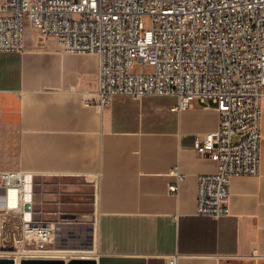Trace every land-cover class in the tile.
I'll list each match as a JSON object with an SVG mask.
<instances>
[{"label": "crops", "instance_id": "0c3cea01", "mask_svg": "<svg viewBox=\"0 0 264 264\" xmlns=\"http://www.w3.org/2000/svg\"><path fill=\"white\" fill-rule=\"evenodd\" d=\"M98 71L95 55L64 52L30 29L22 54H0V173L32 177V220L73 232L59 221L97 215V264H264V109L261 172L232 179L229 215L214 220L197 215V178L217 164L193 140L218 129V112L199 100L173 111L172 97L120 95L101 106ZM176 167L184 178L173 196ZM3 196L0 252L31 259L17 251L29 244L24 213Z\"/></svg>", "mask_w": 264, "mask_h": 264}, {"label": "built area", "instance_id": "2783aa9c", "mask_svg": "<svg viewBox=\"0 0 264 264\" xmlns=\"http://www.w3.org/2000/svg\"><path fill=\"white\" fill-rule=\"evenodd\" d=\"M145 15L152 17L149 31ZM29 28L55 38L64 52L98 58L101 106L125 95L177 98V112L195 100L214 108L218 129L193 140V150L217 164L215 173L197 178V215H229L232 179L261 172L264 0H0L1 55L22 54ZM138 64L152 71L135 72ZM27 176L0 173L2 199L17 188L24 216ZM170 176L176 181L168 193L178 196L184 176L178 167ZM71 234L24 218L21 239L34 246L23 253L54 259Z\"/></svg>", "mask_w": 264, "mask_h": 264}, {"label": "rangeland", "instance_id": "374dc122", "mask_svg": "<svg viewBox=\"0 0 264 264\" xmlns=\"http://www.w3.org/2000/svg\"><path fill=\"white\" fill-rule=\"evenodd\" d=\"M143 22H144V28L146 31H149L152 29V17L151 16L145 15L143 17ZM30 30H32V29H30ZM32 31H34V30H32ZM134 71L135 72L148 73V72L152 71V69L148 66H142V65L138 64ZM35 217H36V215H35ZM96 217H97V215H87V216L75 217V220H72V219L60 220L59 223L71 224L70 227L73 228L72 231H73V234L75 236L80 235V237L78 236V240L76 238H73L74 239L73 241L71 240V241H68V243L64 244V249H88V248H90L92 245V243H91L92 242V234H93V228H94V225L96 222ZM3 218H4V222L6 224H9V225H12V224L15 225V223L17 221L19 222V218L17 216H14V215H5V216H3ZM76 228H83V229H76ZM32 246H34V244L29 243L28 248H30ZM18 250L23 252V249L19 246L17 247V251ZM9 252H11V251H1L0 257L13 258L15 255L13 256V255L9 254ZM64 253L66 254V256H70V254H68L67 252H64ZM75 257L76 256H71V257L65 258V260L69 261L71 259H74ZM82 258H87V257H82ZM59 259H61V258H59ZM21 260H22V258H21Z\"/></svg>", "mask_w": 264, "mask_h": 264}, {"label": "bare ground", "instance_id": "6f19581e", "mask_svg": "<svg viewBox=\"0 0 264 264\" xmlns=\"http://www.w3.org/2000/svg\"><path fill=\"white\" fill-rule=\"evenodd\" d=\"M27 184V187L23 186V194H24V199L26 201V205L28 206L29 203L32 205V201L30 202L28 200V196L29 194H31L32 196V192H29L28 190V182L26 181L25 185ZM7 197H8V205H9V209H18L20 208V202H19V190L17 188H10ZM27 206H26V210H27ZM31 215H32V211H31ZM83 229V228H81ZM64 252H67L68 254H70V256H76L75 258H81V259H86V258H82V257H87V258H92L95 255V250L93 248H88V249H62L59 248L56 251L55 257L54 259H63L65 260L66 254ZM19 256V255H17ZM66 256V257H65ZM21 258V257H20ZM20 258H16V264H20ZM14 259V258H13ZM15 260V259H14Z\"/></svg>", "mask_w": 264, "mask_h": 264}, {"label": "water", "instance_id": "95a60500", "mask_svg": "<svg viewBox=\"0 0 264 264\" xmlns=\"http://www.w3.org/2000/svg\"><path fill=\"white\" fill-rule=\"evenodd\" d=\"M26 181L28 182V190L29 192H32V177L27 176ZM28 200L32 201V196L29 194ZM27 206V205H26ZM25 206V220L30 222L32 221V205L29 203L26 210ZM0 264H16V261L13 258H0ZM20 264H97V261L93 258H74L69 261L63 260V259H40V258H34V259H23Z\"/></svg>", "mask_w": 264, "mask_h": 264}]
</instances>
